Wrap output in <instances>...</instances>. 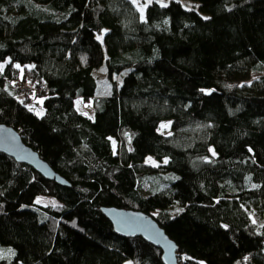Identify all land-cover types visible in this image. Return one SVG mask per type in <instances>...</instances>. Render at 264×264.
I'll return each mask as SVG.
<instances>
[{"label":"trees","instance_id":"16d2710c","mask_svg":"<svg viewBox=\"0 0 264 264\" xmlns=\"http://www.w3.org/2000/svg\"><path fill=\"white\" fill-rule=\"evenodd\" d=\"M196 1L0 0V123L68 182L0 151V264H164L104 206L178 264H264V0Z\"/></svg>","mask_w":264,"mask_h":264},{"label":"water","instance_id":"95a60500","mask_svg":"<svg viewBox=\"0 0 264 264\" xmlns=\"http://www.w3.org/2000/svg\"><path fill=\"white\" fill-rule=\"evenodd\" d=\"M0 151L18 162L30 165L49 180H54L59 184H68L47 161L41 158L36 150L23 141L15 128L5 123H0ZM101 210L117 234L129 237L141 236L161 249V259L164 264H178L176 257L178 245L152 215L141 210L115 206H104Z\"/></svg>","mask_w":264,"mask_h":264},{"label":"rangeland","instance_id":"374dc122","mask_svg":"<svg viewBox=\"0 0 264 264\" xmlns=\"http://www.w3.org/2000/svg\"><path fill=\"white\" fill-rule=\"evenodd\" d=\"M133 3L135 4V6L137 7L140 15L143 17L144 16V13H145V7L148 3L152 2V1H156L160 4H166L168 3L170 0H132ZM180 1L186 8H194V9H197L199 10V6H198V1L196 0H178ZM141 8H143V11H141ZM201 12V11H200ZM203 15H207L206 13L204 12H201ZM2 66L4 65L1 64ZM27 85V86H26ZM36 85L31 82V81H26L25 82V85L23 86H20V91H19V95L18 97L19 98H25V97H29V99L31 100L30 103L32 104L33 106V109L37 110L38 109V112H41L40 111V107L39 105L37 104V98L36 99H33L32 96H35L34 94V87ZM76 106L82 110V111H85L86 113L88 114H93V110L92 108H90V106H87V105H84L82 104V102L80 101V99L77 100V104ZM151 159L150 157H148V160ZM47 199H49L50 201L52 202H55L56 199L54 197H51V196H46V195H38L36 198H35V201L36 202H45ZM201 264H209L207 261L205 260H201Z\"/></svg>","mask_w":264,"mask_h":264},{"label":"built area","instance_id":"2783aa9c","mask_svg":"<svg viewBox=\"0 0 264 264\" xmlns=\"http://www.w3.org/2000/svg\"><path fill=\"white\" fill-rule=\"evenodd\" d=\"M23 85H25V83L24 84H19V89H20V86H23ZM34 88H35L34 89V94H41L42 91H43V86L41 84H37Z\"/></svg>","mask_w":264,"mask_h":264},{"label":"snow or ice","instance_id":"6c2138e0","mask_svg":"<svg viewBox=\"0 0 264 264\" xmlns=\"http://www.w3.org/2000/svg\"><path fill=\"white\" fill-rule=\"evenodd\" d=\"M165 6H166V5H165ZM141 11H143V8H141ZM205 19H207V18H205ZM0 67H2V65H0ZM16 67L19 68L20 66H19V65H16ZM37 115H42V113H41V112H38ZM225 227H227V226H225Z\"/></svg>","mask_w":264,"mask_h":264},{"label":"crops","instance_id":"0c3cea01","mask_svg":"<svg viewBox=\"0 0 264 264\" xmlns=\"http://www.w3.org/2000/svg\"><path fill=\"white\" fill-rule=\"evenodd\" d=\"M40 109V111H41V113H42V109L41 108H39Z\"/></svg>","mask_w":264,"mask_h":264}]
</instances>
